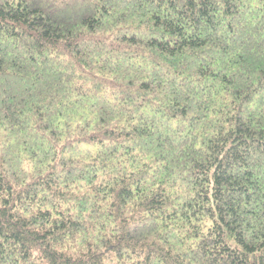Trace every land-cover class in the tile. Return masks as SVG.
Masks as SVG:
<instances>
[{"label":"trees","instance_id":"1","mask_svg":"<svg viewBox=\"0 0 264 264\" xmlns=\"http://www.w3.org/2000/svg\"><path fill=\"white\" fill-rule=\"evenodd\" d=\"M0 264H264V0H0Z\"/></svg>","mask_w":264,"mask_h":264}]
</instances>
